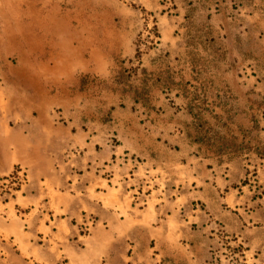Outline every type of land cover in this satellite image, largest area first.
Listing matches in <instances>:
<instances>
[{
  "label": "rangeland",
  "instance_id": "374dc122",
  "mask_svg": "<svg viewBox=\"0 0 264 264\" xmlns=\"http://www.w3.org/2000/svg\"><path fill=\"white\" fill-rule=\"evenodd\" d=\"M0 133V264H161L191 158L264 192V0H0Z\"/></svg>",
  "mask_w": 264,
  "mask_h": 264
},
{
  "label": "crops",
  "instance_id": "0c3cea01",
  "mask_svg": "<svg viewBox=\"0 0 264 264\" xmlns=\"http://www.w3.org/2000/svg\"><path fill=\"white\" fill-rule=\"evenodd\" d=\"M5 139L0 133V173L11 172L19 165L18 158H23L20 153L10 154ZM20 152L24 151L21 149ZM191 161L193 196L198 202H206L208 209L203 212L199 206H194L186 215L193 219L190 224L187 218L178 221V239L156 254L162 257L161 264H214L212 251L231 244L239 248L242 264H264V192L261 196L252 195V186L242 182L246 172L243 174L240 165L221 170L211 159L194 156ZM224 189L233 193L223 197L221 191ZM168 227L167 223L161 224L150 232L144 231L143 236L151 238L155 235L161 247Z\"/></svg>",
  "mask_w": 264,
  "mask_h": 264
}]
</instances>
